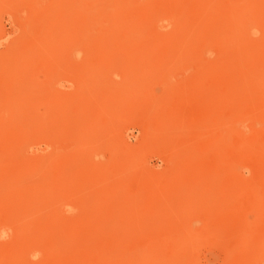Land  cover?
Listing matches in <instances>:
<instances>
[{"label":"rangeland","instance_id":"374dc122","mask_svg":"<svg viewBox=\"0 0 264 264\" xmlns=\"http://www.w3.org/2000/svg\"><path fill=\"white\" fill-rule=\"evenodd\" d=\"M112 1L0 0V264H264V0Z\"/></svg>","mask_w":264,"mask_h":264},{"label":"bare ground","instance_id":"6f19581e","mask_svg":"<svg viewBox=\"0 0 264 264\" xmlns=\"http://www.w3.org/2000/svg\"><path fill=\"white\" fill-rule=\"evenodd\" d=\"M110 1H112V0H109V2H110ZM109 2H108V3H109ZM112 3H114V2L112 1ZM189 3H190V2H189ZM84 4H85V3H84ZM115 4H116V3H114L113 6H115ZM125 6H126V5H125ZM142 6H143V5H142ZM143 7H144V6H143ZM196 7H197V6H196ZM117 8H118V7H117ZM185 8H186V7H185ZM105 9H106V8H105ZM110 9H111V8H110ZM114 9H115V8H114ZM200 9H201V8H200ZM79 10H80L81 12H83V10H85V7H84L83 3L79 6ZM103 10H104V9H103ZM115 10H116V9H115ZM129 10H130V9H129ZM141 10H142V9H141ZM145 10H146V9H145ZM177 10H178V9H177ZM185 10H186V9H185ZM205 10H206V9H205ZM116 11H117V10H116ZM91 12H92V11H91ZM91 12H90V13H91ZM112 12H113V11H112ZM150 12H151V11H150ZM162 12H164V11H162ZM173 12H174V11H173ZM173 12L171 11L170 13L168 12V14L164 15V18H162V19H163V21L166 20L167 24H166L165 22H162V24H161L160 26L157 25V24H158V21L160 20V19L158 20V17L160 18V16L157 15L158 17H157V19H155V20H157V22H156V23H157V24H156L157 27H156V28L154 27L155 29L153 28V31L155 30V32H156V33L158 32V33H157V36H156V35H152V36H156V38L159 39V40H160V39H165V40L168 39V41H169V40L172 41V39H174L175 31H174V34H172V35H173V38H172V39L169 37V36L171 35V32H169V33H165L169 28H172V30L177 28V26H176L177 23L174 22V21H175V18L177 19V17H174V15L176 16V14H174ZM114 13H115V12H114ZM130 13H131V12H130ZM139 13H140V12H139ZM139 13H138V16H139ZM152 13H153V12H152ZM152 13H151V14H152ZM154 13H155V12H154ZM154 13H153V15H155ZM172 13H173V14H172ZM191 13H192V12H191ZM200 13H201V12H200ZM160 14H162V13H160ZM163 14H164V13H163ZM186 14H187V13H186ZM196 15H197V14H196ZM91 16H93V15H91ZM98 16H99V15H98ZM148 16H149V15H148ZM87 17H88V16H87ZM151 17H152V16H151ZM154 17H155V16H154ZM161 17H163V15H162ZM88 18H89V17H88ZM140 18H141V17H140ZM102 19H103V18H102ZM151 20H152V19H151ZM95 21H96V23H97L98 20H95ZM133 21H134V19H133ZM141 21H142V19H141ZM143 21H144V20H143ZM94 23H95V22H94ZM145 23H146V22H145ZM164 23H165V24H164ZM163 24H164V25H163ZM96 25H97V24H96ZM153 25H154V24H153ZM156 25H155V26H156ZM147 26H148V25H147ZM92 27L95 28V24L92 23L91 28H92ZM131 27H132V26H130V28H131ZM142 27H143V26H142ZM89 28H90V27H89ZM93 28H92V29H93ZM191 29H192V28H191ZM99 30H100V28H99ZM117 30H118V28H117ZM132 30H133V29H132ZM146 30H147V29H146ZM177 30H179V28H178ZM193 30H194V29H193ZM153 31H151V32H153ZM159 31H160V32H159ZM191 31H192V30H191ZM84 32H85V33H89V32H90V29H87V28H86V29L84 30ZM84 32H83V35H84ZM137 32H138V31H137ZM149 32H150V30H149ZM172 32H173V31H172ZM193 32H195V31H193ZM156 33H155V34H156ZM176 33H177V32H176ZM188 33H191V34H192V32H188ZM90 34H92V33H90ZM216 34H217V33H216ZM175 35H176V34H175ZM147 36H149V35H147ZM191 36H192V35H191ZM201 36H202V35H201ZM211 36L214 37V36H216V35L211 34L210 37H211ZM149 37H150V36H149ZM186 37H188V36H186ZM213 37L211 38V40H210L209 38H207L206 43H209L210 41L213 42V41H212ZM219 37H220V35L218 34V36L215 37L216 40L214 39V42H215V41H216V42H219V40H220ZM123 38H125V37H123ZM132 38H133V36H131V39H132ZM152 38H153V37H152ZM169 38H170V39H169ZM178 38H179V37H178ZM188 38H189V37H188ZM193 38H194V37H193ZM131 39H129V41H131ZM154 39H155V37H154ZM157 39H155V40L158 41ZM186 39H187V38H186ZM208 39H209L210 41H208ZM135 40H136V39H135ZM135 40H134V41H135ZM192 40H193V39H192ZM221 40H223V39H221ZM129 41L127 40V42H129ZM147 41H148V40H147ZM156 41H155V42H156ZM170 41H169V42H170ZM179 41H180V40H179ZM122 42H124V41H122ZM149 42H150V41H149ZM204 42H205V41H204ZM220 42H221V41H220ZM220 42H219V43H220ZM158 43H159V42H157V46H159ZM161 43H162V42H161ZM166 43H167V42H166ZM224 43H225V42H224ZM224 43H223V44H224ZM118 44H119V41H118ZM124 44H125V42H124ZM134 44H135V43H134ZM154 44H155V43H154ZM172 44H173V43H172ZM178 44H180V43L178 42ZM185 44H186V40L183 39L182 42H181V46H183V45H185ZM202 44H203V43H202ZM211 44H213V43H211ZM214 44H215V43H214ZM120 45H121V44H120ZM160 45H161V44H160ZM174 45H175V43H174ZM188 45H190V44H188ZM191 45H192V44H191ZM200 45H201V44H200ZM206 45H207V44H206ZM172 46H173V45H172ZM204 46H205V45H203V48H204ZM209 46H210V44H209ZM214 46H215V45H214ZM175 47H176V46H175ZM190 47H191V46H190ZM181 48H182V47H181ZM183 48H184V47H183ZM206 48H207V46H206ZM206 48H204V49H206ZM212 48H213V47H212ZM208 49H209V48H208ZM36 50H37V49H36ZM203 51H204V50H203ZM208 51H209V50H208ZM205 53H207V52H205ZM216 64H217V63H216ZM223 67H226V65L223 66ZM223 67H222V68H223ZM210 70H212V69H210ZM3 75H4V74H3ZM10 83H11V82H10ZM27 83H28V82H27ZM1 90H2V89H1ZM3 90H4V89H3ZM18 93H19V92H18ZM2 94H3V93H2ZM3 112H4V111H3ZM242 118H243V117H242ZM246 119H247V118H246ZM254 119H255V118H254ZM240 120H241V119H240ZM240 120H239V121H240ZM244 120H245V119H244ZM241 122H242V121H241ZM254 122H256V121H254ZM254 122H253V123H254ZM239 124H240V122H239ZM239 124H238V125H239ZM236 126H237V125H236ZM240 126H241L243 129L245 128L246 125H245L244 121L240 124ZM250 126L252 127V124H251ZM256 126H257V125H256ZM241 127H240V128H241ZM2 173H3V172H2ZM2 173H0V175H1ZM10 181H11V180H10ZM9 184H10V183H9ZM11 214H12V213H11ZM6 217H7V216H6ZM0 219H1V218H0ZM2 219H3V218H2ZM5 219H7V218H5ZM10 220H11V219H10ZM12 220H13V219H12ZM2 222H3V220L0 222V224H2ZM8 222H9V221H8ZM8 222H7V223H8ZM3 223H4V222H3ZM3 225H4V224H3ZM6 225H7V224H6ZM6 225H5V226H6ZM8 228H9V227H8ZM12 228L14 229V227H12ZM1 229H2V228H1ZM4 230H5V229H4ZM0 231H1V230H0ZM12 234H14V233L12 232ZM172 236H173V235H172ZM179 236H180V235H179ZM33 252H34V251H33Z\"/></svg>","mask_w":264,"mask_h":264}]
</instances>
